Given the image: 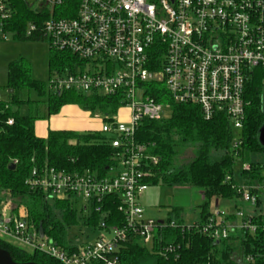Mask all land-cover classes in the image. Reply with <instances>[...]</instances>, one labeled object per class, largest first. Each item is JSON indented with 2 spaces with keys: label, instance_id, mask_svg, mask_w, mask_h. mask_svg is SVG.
Returning a JSON list of instances; mask_svg holds the SVG:
<instances>
[{
  "label": "built area",
  "instance_id": "1",
  "mask_svg": "<svg viewBox=\"0 0 264 264\" xmlns=\"http://www.w3.org/2000/svg\"><path fill=\"white\" fill-rule=\"evenodd\" d=\"M61 2L39 0L37 7H49V16L39 26L28 22L25 34L39 35L52 50L76 59L63 69H52L49 93L73 90L119 97L117 112L107 114L99 130L114 149L115 165L104 176L34 167L26 183L31 190H42L45 200H75L79 216L100 211L104 197L119 196L124 223L103 225L97 229L104 235L97 240L71 244L73 249L66 250L30 227L26 207L14 211L12 198L0 190V238L44 251L62 264H119L115 253L119 242L135 235L150 244L167 224L146 219L139 204L157 163L135 138L139 122L164 117L171 102L195 105L205 119L224 114L232 131L230 151L235 153L250 103L247 88L254 78H260L264 97V0H78L70 17L53 14L52 8ZM14 15L11 0H0V38L9 31ZM123 108L124 120L118 115ZM241 166L249 169L248 163ZM251 188L255 187L239 183L242 203H255ZM237 215L245 221L224 223L223 216L213 214L199 229L215 239L241 228L253 230L247 213L238 210Z\"/></svg>",
  "mask_w": 264,
  "mask_h": 264
},
{
  "label": "trees",
  "instance_id": "2",
  "mask_svg": "<svg viewBox=\"0 0 264 264\" xmlns=\"http://www.w3.org/2000/svg\"><path fill=\"white\" fill-rule=\"evenodd\" d=\"M11 3L15 15L9 20L8 29L19 38L43 39L35 34L26 35L25 28L30 21L39 26L42 20L48 18L49 7L40 5L31 9L26 0H11ZM77 3L78 0H62L52 8V12L70 17L74 15ZM73 60L76 59L66 51L52 50L50 66L63 69ZM7 74L6 87L12 92H7V101H0V190L12 198L14 211L20 205L26 207L30 227L38 230L40 225L48 240L63 249L72 250L68 229L78 224L75 200H45L42 190L29 188L26 183L28 175L34 167L48 165L68 172L104 176L115 165L114 149L100 131L76 133L72 130H49L45 137L35 135V122L40 116L34 107L38 103L36 101V105L31 106L30 99H20L18 95L22 91L34 90L44 96V83L32 79L29 65L20 59L9 63ZM260 86L259 77L248 85L246 99L250 103L245 107L242 142L235 153L230 151L232 131L224 114L205 119L197 106L171 102L167 116L155 120L141 119L135 138L157 158L149 185L160 182L174 187H195L202 191L203 200L198 204V218L188 226L183 209L175 206L174 218L167 219V224L156 231L150 244H143L135 235L119 242L115 250L119 264H264V188L260 187L262 160L252 159L264 153V147L258 142V131L264 123ZM45 103L48 116L69 104L107 115L117 112L120 99L117 96L67 90L59 94L48 92ZM27 104L30 113L21 114L19 107ZM8 119L12 120L11 124L7 123ZM11 160H16L13 169L9 168ZM236 161L249 164V169H241L239 173L240 183L255 187L250 189L256 196L255 203H243L248 208L246 221L253 230L241 228L226 238L215 239L199 228L213 216L211 199L241 200L237 190L239 182L233 175ZM99 204L100 211L79 216L83 226L97 229L103 225H123L124 216L118 210L119 196L108 195ZM240 208L238 210L243 209ZM220 214L224 223H233L237 219L235 213ZM243 221L245 219H241ZM0 248L7 250L16 262L62 264L44 251L26 249L3 238H0ZM247 257H250L248 261ZM234 258H237L236 261Z\"/></svg>",
  "mask_w": 264,
  "mask_h": 264
},
{
  "label": "rangeland",
  "instance_id": "3",
  "mask_svg": "<svg viewBox=\"0 0 264 264\" xmlns=\"http://www.w3.org/2000/svg\"><path fill=\"white\" fill-rule=\"evenodd\" d=\"M31 9H35L39 0H26ZM52 50L49 48V42L45 39H24L19 38L11 30L7 31L4 38H0V101L8 100L7 93V81H8V65L12 61L24 60L29 65V75L32 79L44 83L45 95L40 96L36 91H22L18 97L21 99H30L29 104L34 107L38 116H40L35 123H37L36 130L34 128L35 135H39V126H42L41 133L45 135L49 129L46 126L51 122L56 127H70L78 125H86L87 129L73 128L76 133L85 131H99L101 125L106 121V114L100 111H89L82 108L79 105H72V107H61L58 113L53 115L46 114V95L48 90L46 85L50 78V72H52L50 66V56ZM56 68V67H55ZM262 94L264 95V84L262 87ZM264 108V97H263ZM32 111V109H31ZM19 112L21 114L30 113L27 106H20ZM126 108L121 110L118 115L122 116L124 120ZM164 116L168 113L164 112ZM53 118V119H52ZM81 122V124H80ZM85 129V130H83ZM253 160L264 161V153L253 156ZM242 169L241 163L236 161L233 166V175L236 181L240 183L239 173ZM203 200L202 191L195 187H174L164 185L160 182L149 185L147 189L140 195L139 204L144 209V217L146 219H152L154 221H167L168 218H174L173 208L179 206L184 212V221L190 222L198 218V204ZM238 207H243V212L248 213V208L243 206L242 201L239 198H233L230 200L211 199L210 210L217 217H221L222 213H235L237 215ZM240 208V209H241ZM78 224L68 229V237L72 244H80L82 241L92 243L99 237L104 235V232L100 229L92 228L91 226H83L81 219L78 216ZM235 222L238 224L241 222V218L237 215ZM40 240V239H39ZM42 243V241L40 240ZM46 248V247H45ZM235 261L237 258H234ZM229 264H236L231 262Z\"/></svg>",
  "mask_w": 264,
  "mask_h": 264
},
{
  "label": "water",
  "instance_id": "4",
  "mask_svg": "<svg viewBox=\"0 0 264 264\" xmlns=\"http://www.w3.org/2000/svg\"><path fill=\"white\" fill-rule=\"evenodd\" d=\"M7 92L11 93L12 89H8ZM258 142L261 146L264 147V123L262 124V126L259 128V131H258ZM9 168L13 169L14 164L11 163L9 165ZM38 231H39V235L42 236L43 230L40 225H39ZM0 264H40V263L33 262V261L16 262L12 259V257L10 256L7 250L0 248Z\"/></svg>",
  "mask_w": 264,
  "mask_h": 264
},
{
  "label": "crops",
  "instance_id": "5",
  "mask_svg": "<svg viewBox=\"0 0 264 264\" xmlns=\"http://www.w3.org/2000/svg\"><path fill=\"white\" fill-rule=\"evenodd\" d=\"M73 105V104H72ZM70 105H65V106H63V107H69ZM70 107H72V106H70ZM53 119V118H52ZM50 122H51V120H50ZM47 123L46 124V126L47 127H49V129H48V131L49 130H72V131H74V129L73 128H79V129H82V128H85V129H87V126L86 125H83V124H81V122H80V124L81 125H76L75 127L73 126H70V127H56V126H54V125H52V123ZM36 127H37V123H35V126H34V128H35V130H36ZM37 129H38V127H37ZM85 129H83V130H85ZM41 130H42V126H39V132L40 133H38L39 135H37V136H39V137H45L46 135H47V133H48V131H47V133L45 134V135H43L42 133H41ZM191 222V221H190Z\"/></svg>",
  "mask_w": 264,
  "mask_h": 264
}]
</instances>
